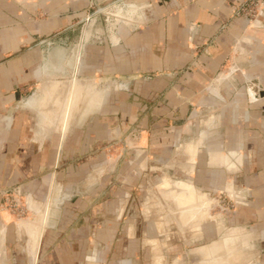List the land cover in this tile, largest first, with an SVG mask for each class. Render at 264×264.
<instances>
[{"label":"crops","instance_id":"0c3cea01","mask_svg":"<svg viewBox=\"0 0 264 264\" xmlns=\"http://www.w3.org/2000/svg\"><path fill=\"white\" fill-rule=\"evenodd\" d=\"M242 1L0 0V188L22 185L31 205L39 209L27 221L13 225L18 237H27V246L21 242L18 246L34 264L43 234L63 200L60 187L77 184L86 175L87 182L96 180L103 167L88 159L69 168L57 186L50 180L52 193L45 203L33 196L37 182L43 181L52 164L87 152L95 139L111 137L106 120L132 118L146 110L147 101L157 102L152 109L156 119L172 115V120L183 121L172 127V136L185 157V180L164 177L160 183L172 208L171 220L179 228L194 238L202 232L203 222L212 218V193L206 188L214 183L225 184L227 194L241 205L247 197L264 201V11L252 23L231 19ZM101 3L120 6L107 13L113 19L109 34L113 46L107 43L100 56L94 45L82 54L91 37L89 30L81 37L74 64L68 56L63 58L62 49L51 53L48 46L33 47L41 39L51 43L50 36L54 38L71 19L64 14L68 9L76 12ZM116 24L120 31L114 33ZM65 66H72L75 79L64 76ZM77 75L108 88L98 90L94 83L83 87ZM34 88L35 93L25 94ZM97 111L100 118L92 119ZM30 113L36 115L37 127L28 125ZM72 124L83 125L84 140L71 133ZM50 134L58 136L52 144L46 141ZM49 203L50 217L42 233L39 219ZM255 214L252 227L260 243L264 242V204ZM215 222L222 231L223 221ZM10 224L0 212V264H27L7 240ZM162 224H157L159 229ZM63 231L64 226L56 227L50 237L55 254L41 257L40 263H69L72 254L67 257L57 251L61 242L66 243L59 239ZM250 236L238 224L197 252L207 264H264V255L246 251L257 247ZM70 243L72 247L81 241L71 238ZM85 264H99L96 254L88 255Z\"/></svg>","mask_w":264,"mask_h":264},{"label":"rangeland","instance_id":"374dc122","mask_svg":"<svg viewBox=\"0 0 264 264\" xmlns=\"http://www.w3.org/2000/svg\"><path fill=\"white\" fill-rule=\"evenodd\" d=\"M110 10H115V7H106L105 3L81 7L76 12L68 9L64 14L71 16V19L56 31L54 38L50 36L51 43L47 45V40L41 39L36 41L33 47L48 46L51 53L62 49L63 58L68 56L70 62L74 64L81 37L84 31L89 30L91 37L84 43L82 54L87 53L90 45H94L100 50L97 52L100 56L107 43L113 46L109 39L110 23L113 20L107 15L111 13ZM119 26L116 24L112 31L119 32ZM65 72L64 76L69 80L76 78L72 66H65ZM77 78L81 80L83 87L94 83L98 90L108 88L101 87L100 81L94 78L79 75ZM35 92L34 88L25 94ZM113 95L116 101L119 100V96ZM155 106L157 102L147 101L146 110L138 111L132 118L124 119L117 116L112 120H106L112 130L111 137L95 139L87 152L59 160L42 175L43 181L37 182L33 196L36 201L45 203L52 193L50 180L56 185L57 180H62L61 174L69 168L78 167L88 159H93L96 165L103 167L101 175L96 180L87 182L86 175L77 184L67 183L60 187L63 200L52 216L51 226L43 234L35 264H42L41 257L55 254L50 237L56 233V227L61 226L65 227V231L59 239L65 240L66 243L61 242L57 251L61 255L66 253L67 257L72 254L67 258L68 264H85L86 257L93 253L96 254L99 264H155L153 254L158 246L159 254L166 264H207L197 249L219 240L226 228L230 229L238 224L242 225L247 234H251L249 240L257 246L246 248V251L257 250L260 257L264 255V242L259 243V233L252 227L255 226L254 219L257 217L255 210L261 203L264 204V201L247 197L248 199L243 201L245 204L241 205L227 194L223 183H214L206 188L212 193V201L209 204L212 218L205 217L202 232H198L196 238L190 233L188 235L173 219L171 220L172 208L163 198L160 183L164 177L171 181L185 180L183 166L185 157L181 150L176 149L172 136V127L182 125L183 121L172 120V115H166L161 120L156 119L152 111ZM30 115L33 118L28 125L37 127L36 115L32 116L31 113ZM92 115V119L100 118L99 111ZM82 127L83 125L72 124L71 133H79L84 140L86 133L81 131ZM57 137L50 134L46 141L52 144ZM239 180L240 178L237 179ZM26 192L22 185L0 188V212L11 223L8 227L7 240L11 248L17 251L15 255L24 257L27 264H34L28 252L20 250L18 246L19 242L27 246V237L24 235L18 237V232L13 227L16 222L27 221L32 213L39 210L35 208L36 212L27 211ZM121 209L123 210L120 211ZM47 210L48 207L39 219V226L43 228ZM218 218L223 221L222 231L216 226L215 219ZM160 222H163L161 229L157 226ZM85 224L91 225L89 230L83 229L77 233L70 231L71 228L77 229ZM129 228L131 229L128 232ZM71 238L80 240L81 243H75L71 247Z\"/></svg>","mask_w":264,"mask_h":264},{"label":"built area","instance_id":"2783aa9c","mask_svg":"<svg viewBox=\"0 0 264 264\" xmlns=\"http://www.w3.org/2000/svg\"><path fill=\"white\" fill-rule=\"evenodd\" d=\"M264 11V0H243L233 11L231 19L244 18L254 22ZM264 101V95L262 97Z\"/></svg>","mask_w":264,"mask_h":264},{"label":"bare ground","instance_id":"6f19581e","mask_svg":"<svg viewBox=\"0 0 264 264\" xmlns=\"http://www.w3.org/2000/svg\"><path fill=\"white\" fill-rule=\"evenodd\" d=\"M184 203H185V200H182L181 201V204L184 205ZM30 206L33 209V211L36 212V209L34 207H32V205H31V198H30ZM49 216H50V203L48 205L47 215H46V218H45V224H44V228H43L42 233L44 232V230H45V228L47 226V223H48V220H49ZM183 218H185V217L183 216ZM157 248H159V247H157ZM154 255H155L154 256V258H155V264H163L162 257L160 256V254H159V252H158L157 249L155 250Z\"/></svg>","mask_w":264,"mask_h":264},{"label":"water","instance_id":"95a60500","mask_svg":"<svg viewBox=\"0 0 264 264\" xmlns=\"http://www.w3.org/2000/svg\"><path fill=\"white\" fill-rule=\"evenodd\" d=\"M116 6H120V3H119L118 5H114V7H116ZM25 205H26V209H27V211H29V212H32V211H33V209H32L31 206H30V196H28V197L26 198V200H25Z\"/></svg>","mask_w":264,"mask_h":264}]
</instances>
